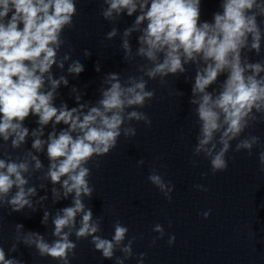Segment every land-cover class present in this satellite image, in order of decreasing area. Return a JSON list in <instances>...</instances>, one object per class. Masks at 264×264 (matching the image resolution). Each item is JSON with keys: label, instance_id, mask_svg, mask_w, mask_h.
Here are the masks:
<instances>
[{"label": "clouds", "instance_id": "obj_1", "mask_svg": "<svg viewBox=\"0 0 264 264\" xmlns=\"http://www.w3.org/2000/svg\"><path fill=\"white\" fill-rule=\"evenodd\" d=\"M104 3L108 7L101 15L108 20L115 19L114 13L119 16L126 10L127 15L132 16L139 9L133 27L124 31L122 48L125 59L129 60L131 46L127 37L133 31H141L137 55L146 58L152 66H139L137 71L142 75H129L125 81L118 74L109 73L104 81L108 87L101 89L97 106L90 107L85 113L82 111L85 105L69 110L66 104L59 108L53 104L56 89L61 83H68L64 76L54 79L51 68L57 64V51L64 43L62 31L66 26L74 27L76 0H0V137L4 141L11 137L12 146L19 147L29 134L23 121L30 114L38 116L41 127L32 132L36 137L32 148L42 151L47 144L50 161L47 178L53 184H61L65 198L74 193L72 206L61 209L53 219V234L58 239L49 244L39 233L28 232L23 242L28 246L35 245L40 256L58 258L63 264H69V253L75 256L77 245L69 240V233L64 229L75 227L77 214L82 213V218L75 231L76 237H91L94 250L100 251L104 258L114 256L116 246L125 240L129 231L117 222L111 240L96 235L100 231L99 221L93 220L92 211L86 209L82 197L90 198L94 192L89 181V162L115 149L121 135L126 139L135 137L137 132L132 121L151 127L148 115L137 110L143 109L155 97V91L148 90L144 76L153 80L160 77V83L164 85L167 83L164 78L170 74L185 73L186 64L199 65L203 61L204 67L197 68L190 100L196 105L194 113L199 126L193 155L203 153L209 157L213 174L227 169L226 153L231 141H238L237 152L245 149L249 155L256 145L264 149L256 135L239 139L258 120L264 121V76L261 75L264 62L252 63L242 57L245 48L260 53L264 32L258 17H264V0H223V11L214 14L213 23L199 22L201 0H104ZM145 21L146 26L140 29ZM116 34L117 30L113 28L107 38ZM85 55L90 53L86 51ZM67 59L69 56L65 55L58 67L63 68V61ZM96 70L99 71V66ZM83 71L84 66L79 61H74L68 68L70 74L79 75ZM224 72H227V79L219 94L214 96L207 89ZM46 74L51 90L43 91ZM76 99L79 101L80 97ZM49 122L63 123L68 127L59 134L53 131L44 141L39 137L43 135V126ZM28 155L35 161L36 169L43 167L38 157L32 153ZM258 159L259 170L264 173V150L259 152ZM143 164L144 160L137 161V166ZM95 166L98 168L99 162ZM28 170L27 160L0 159V202H4L15 187L17 191L7 200L15 212L26 206L32 207L28 197L35 195V188L25 189L28 180L23 175ZM148 180L171 201L173 186L170 181H165L155 169ZM52 192L54 199H60L59 190L53 188ZM210 212L204 213L205 218ZM47 219L46 212L43 222L46 223ZM154 231L163 236L162 226L156 225ZM175 239L174 235L171 236L169 245ZM131 245L132 240H129L120 249L125 258L132 255ZM15 250L13 245L11 251ZM0 264L22 262L15 258L6 259L5 251L0 247ZM117 264H123V260L118 258Z\"/></svg>", "mask_w": 264, "mask_h": 264}]
</instances>
